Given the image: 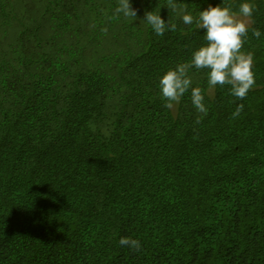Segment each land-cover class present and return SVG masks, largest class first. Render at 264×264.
Listing matches in <instances>:
<instances>
[{"label":"trees","instance_id":"16d2710c","mask_svg":"<svg viewBox=\"0 0 264 264\" xmlns=\"http://www.w3.org/2000/svg\"><path fill=\"white\" fill-rule=\"evenodd\" d=\"M174 2L0 0V264H264V0L247 96L193 67L168 109L159 81L207 43L199 12L245 0Z\"/></svg>","mask_w":264,"mask_h":264},{"label":"clouds","instance_id":"9594fccd","mask_svg":"<svg viewBox=\"0 0 264 264\" xmlns=\"http://www.w3.org/2000/svg\"><path fill=\"white\" fill-rule=\"evenodd\" d=\"M167 7L175 10L177 5L174 0H167ZM256 10V5L251 0H245L239 6V10L234 11L231 4L215 7L209 5L208 8L199 12L196 21L199 29H206L205 40L207 43L194 51L189 62L181 63L174 69H169L160 78L159 86L162 97L165 99V107L172 109L175 104H179L182 96L188 92L192 85L189 71L196 69H208V85L215 88L217 85L231 86V93L237 99H244L248 92L256 83L253 71L254 54L243 50L245 40L248 36L249 28L252 26V16ZM124 17H135L137 11L130 3V0H119V6L115 9V15ZM157 35H164L168 30L175 31L176 24L170 19L167 23L162 19L159 12H146L145 19ZM184 24L191 25L193 16L185 12L182 16ZM106 32L107 29H104ZM252 35L256 38L261 36V32L252 28ZM191 99L195 108L203 114H207L205 107L204 94L201 87L191 88ZM240 104L236 114L243 109ZM200 123V120H197ZM119 244L139 251L140 242L130 237H121Z\"/></svg>","mask_w":264,"mask_h":264}]
</instances>
